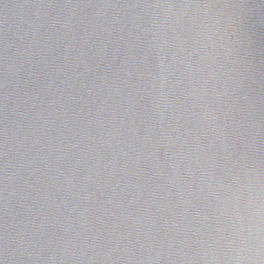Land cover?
<instances>
[{
  "label": "water",
  "instance_id": "water-1",
  "mask_svg": "<svg viewBox=\"0 0 264 264\" xmlns=\"http://www.w3.org/2000/svg\"><path fill=\"white\" fill-rule=\"evenodd\" d=\"M0 264H264V0H0Z\"/></svg>",
  "mask_w": 264,
  "mask_h": 264
}]
</instances>
